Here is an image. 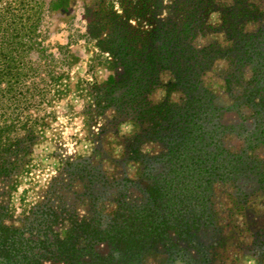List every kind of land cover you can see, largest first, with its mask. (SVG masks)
<instances>
[{"label":"trees","instance_id":"obj_1","mask_svg":"<svg viewBox=\"0 0 264 264\" xmlns=\"http://www.w3.org/2000/svg\"><path fill=\"white\" fill-rule=\"evenodd\" d=\"M14 3L25 15L12 12L11 34L0 39V264H142L166 256L157 246L168 250L170 233L192 241L213 220L216 186L255 169L244 150L223 146L235 128L223 117L252 119L248 134L264 147V11L252 0H172L164 8L157 0H110L84 38L93 63L121 72L89 88L81 109L86 123L100 121L99 135L114 137L129 123L122 155L136 165L134 175L114 176L101 162L80 159L33 202L25 190L18 200L12 194L35 164L58 78L40 62L47 56L38 20L41 7L50 12L67 0ZM147 146L157 150L148 154ZM99 243L108 245L106 256L95 251Z\"/></svg>","mask_w":264,"mask_h":264},{"label":"rangeland","instance_id":"obj_2","mask_svg":"<svg viewBox=\"0 0 264 264\" xmlns=\"http://www.w3.org/2000/svg\"><path fill=\"white\" fill-rule=\"evenodd\" d=\"M109 1L67 0L64 6L50 12H46V5L41 7L37 41L45 51L44 57H47L40 62L46 61L58 76L57 86L55 97L46 107V125L41 130V138L33 146L35 164L27 176L20 178L12 194L16 200L23 190L26 191V200L34 202L38 197L41 199L49 180L58 176L65 164L80 159L101 162V168L114 172V176L134 175L136 165L126 164L122 155L121 136L129 129V123L120 124L114 137L99 135L100 121L86 123L81 109L91 98L89 88L94 84L103 85L110 77L116 79L121 72L120 69L111 70L104 63H93L92 41L84 38L93 23L105 19ZM171 1L157 0L163 8ZM252 2L264 11V0ZM117 4L115 10L118 11ZM16 11L25 15L24 9L14 0H0V39L11 34L14 25L12 27L8 23V18ZM165 15L166 11L161 10L159 16ZM4 28L8 31L5 32ZM100 31L103 37L106 31L104 28ZM23 33L24 30L20 31L19 36L25 40ZM36 56L35 53L32 59ZM222 123L235 127L225 132L227 134L221 139L223 146L236 153L244 150L249 160L254 162L255 169L252 173H241L233 185L216 186L213 220L195 232L192 241L178 240L170 233V240L165 243L168 250L157 246L158 252L166 254L165 259L149 257L142 264H264V178L260 175L264 174V147H256V136L248 134L255 125L252 119H241L232 113L226 114ZM249 136L251 138L247 139ZM149 149L147 146L144 151L151 154L157 150ZM113 159L118 161V165L111 162ZM65 193L64 201L69 204L73 199L70 192ZM76 208L79 215L84 213L80 202ZM94 248L100 256L109 253L106 243H99ZM168 254L170 259L166 261Z\"/></svg>","mask_w":264,"mask_h":264}]
</instances>
